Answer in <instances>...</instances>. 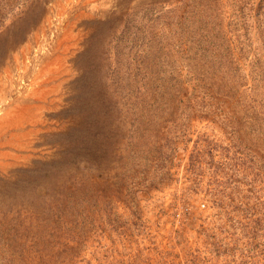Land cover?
Listing matches in <instances>:
<instances>
[{"label": "rangeland", "instance_id": "374dc122", "mask_svg": "<svg viewBox=\"0 0 264 264\" xmlns=\"http://www.w3.org/2000/svg\"><path fill=\"white\" fill-rule=\"evenodd\" d=\"M212 1L0 0V207L43 215L47 192L53 218L5 264H264V0ZM214 27L223 74L196 50ZM169 77L195 100L165 106ZM107 119L141 143L166 127L163 161L87 167Z\"/></svg>", "mask_w": 264, "mask_h": 264}, {"label": "trees", "instance_id": "16d2710c", "mask_svg": "<svg viewBox=\"0 0 264 264\" xmlns=\"http://www.w3.org/2000/svg\"><path fill=\"white\" fill-rule=\"evenodd\" d=\"M212 2L217 3L216 0H213ZM259 9L261 10V12L258 13V18L263 17L260 21L264 24V10H262L264 8L260 7ZM204 32L205 34L201 38L200 42L197 43L198 46L196 47V50L198 51V53H200L203 65L204 67H207L206 70L211 69L215 72L220 71V74H223V71L232 69V60L234 57V53H231L230 50L231 57L227 56L229 51L228 49L226 50V47L221 43L223 41V36L218 27H214L212 33L206 30ZM170 72L174 73L173 71ZM172 78H176V76H172ZM176 79H171L169 77L168 84L170 87L168 88L166 86H162L163 89L167 90L168 92L169 90L172 91V95L168 94L167 92L162 96V99L164 101L163 104L165 106L167 103L173 104L174 102H176V104L181 103V105H184L185 103H188V99L190 101L195 100V97L192 96L193 94L189 95L187 88L181 85L180 79L178 87L175 88L173 86L178 83ZM157 84L161 86V83ZM158 85L153 86L154 90L151 94V102L148 103L149 106L156 107L154 103L160 102L157 97L153 96L156 88L160 87ZM170 88H172L173 90H171ZM237 100L238 99L235 98V101ZM114 106L115 108L113 109L116 112H122L120 102H115ZM139 125L142 127V130L140 128H137L135 130L137 133H139V135L129 134L127 136H123V138L120 139L121 136L111 134L117 133L115 128H112L114 126L112 120L107 119L102 122L98 130L94 134L92 133L89 135L90 140L87 150L90 152L88 155H92L93 153V155L91 156L93 160L87 163V167L94 166L97 168L104 166L102 163L103 157L105 156L107 158H111V156L114 155L115 152L120 155L124 154L126 160L131 157V163L136 162L135 164H138L142 160V156L144 153L153 155L151 149L159 151L158 156H153L161 163L163 161L162 157L164 152H162V147L158 145V141L160 139H164V136H167L161 133L166 127H160L158 130L152 131L150 134H153V136L152 138L149 136L150 141L141 143L145 141V139L142 138L143 132L149 133L150 130L149 127L144 126L143 124ZM155 138L156 140L151 141V139ZM222 155L218 156V160L215 162L216 156L213 157V153L210 151V153H208V156H210L208 165H212L213 167L214 165H216L217 170H221L224 167L227 168L226 165L229 166V161L226 158L227 156H224V153ZM167 158L170 159V157ZM190 158L192 160L193 154H191ZM157 160L155 161L157 162ZM223 160H225V162ZM111 162L117 166L121 165V163L119 164L115 161H112V159L107 161V163ZM121 167L123 166L121 165ZM216 169L214 168V172H216ZM219 187H221V185H217L216 187L218 192L220 194H224V189L221 188L220 190ZM233 188H237V184L231 189L234 190ZM40 197H42L43 199L45 209L42 208L43 215H36V217L33 215V212L36 209V202H32L30 197L28 198L26 203L17 205L16 202H11L8 205H3L2 208L0 207V216H2L0 218V263L5 264V260L7 259V257L9 259L13 254L16 255V257L18 255L21 257L20 254H22L25 249H33L36 245H38V241H36L37 234L33 231L37 226V224H35V219H39L40 224L42 222L49 224L50 220H53V218H51V214H49L51 212V209L48 208L46 204L47 202L45 201V199L49 198L47 192H45L43 195H40L39 198ZM260 219L258 221H260ZM57 221H62L60 214ZM43 242L44 241H41L42 244ZM2 254L5 255L4 258L1 257Z\"/></svg>", "mask_w": 264, "mask_h": 264}]
</instances>
